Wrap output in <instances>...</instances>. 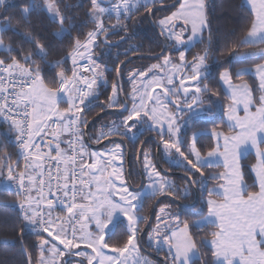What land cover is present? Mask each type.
<instances>
[{"label": "snow or ice", "instance_id": "snow-or-ice-1", "mask_svg": "<svg viewBox=\"0 0 264 264\" xmlns=\"http://www.w3.org/2000/svg\"><path fill=\"white\" fill-rule=\"evenodd\" d=\"M246 2L248 25L221 38L206 0H87L82 21L76 13L85 0H25L16 5L17 15H9L11 0H0V193L15 198L3 207L18 210L23 221L15 235L24 264H197L203 249L210 252L209 264H264V0ZM162 11L170 14L156 19ZM140 13L155 22L162 50L140 57L157 62L129 67L135 61L120 57L141 52L142 46L130 44V26ZM65 40L69 47L58 49ZM121 45L129 46L109 68L105 58ZM198 46L202 51L192 54ZM54 55L62 58L50 59ZM218 56H227L232 67ZM249 62L252 67L236 68ZM221 67L232 134L213 129L215 143L204 153V133L189 131L219 106L209 82ZM234 76H253L255 88L234 83ZM102 94L90 127L89 106ZM61 102L67 107L61 109ZM129 151L146 180L139 191L126 170ZM157 151L169 169L183 172V188L154 163ZM253 151L250 186L242 159ZM211 168L224 171L208 173ZM158 197L191 200V207L200 205L193 213L200 218L182 219L173 202L160 200L150 223L141 215L144 201ZM207 226L216 229L211 239L198 241ZM29 233L36 236L35 262L25 247ZM148 250L163 259H150Z\"/></svg>", "mask_w": 264, "mask_h": 264}, {"label": "trees", "instance_id": "trees-1", "mask_svg": "<svg viewBox=\"0 0 264 264\" xmlns=\"http://www.w3.org/2000/svg\"><path fill=\"white\" fill-rule=\"evenodd\" d=\"M176 0H169V3L172 4ZM25 2V0H11L12 7L9 8V15H17V7L16 5H19L20 3ZM39 2V0H37ZM69 2L75 4L77 3V0H69ZM173 10V9H171ZM87 11V0H85V8L83 11H80L76 13L77 16H79L80 20H86L85 12ZM170 13V12H168ZM166 12H159L157 13L156 19L161 18L162 16L168 14ZM251 8L246 3V0H211L209 5V20L211 22V27L214 31H217V35L223 38L226 33L230 32L232 29L242 26H247L250 19H251ZM140 21H143L141 23ZM39 22L38 17H33V23L37 24ZM80 21H78L79 23ZM45 24H47V21H45ZM91 25H89V28H85L84 31L90 30ZM43 31V27L40 29ZM51 31H55V29H51ZM77 33H73V35H76ZM130 34L135 35V39L130 42V44L135 45L137 47H141V52L135 55H129L127 58H125L123 55H121V60L127 61L129 58L133 56H148V55H156L162 50V42L161 39L152 26L151 20L144 19V13H140L139 16H137L130 26ZM9 36H11V32L8 33ZM45 35H47L48 39H53L50 32H45ZM15 39V38H14ZM7 42V41H6ZM129 45H121L118 49H114L110 53V57L105 58V63L108 65L109 68L113 66V63L115 62V57L117 52L123 53L125 48H127ZM27 47V45H25ZM69 44L68 41L65 40L64 43L61 45L59 42H57V48L63 49L68 48ZM151 50V51H150ZM171 50V49H170ZM247 50V49H246ZM202 51V46L194 47L191 49L192 54H195L197 52ZM62 56H53L50 59H60ZM221 63L224 65V67H232L231 65L227 64L228 57L227 56H218ZM133 61L135 63L129 64V67H143L150 63H155L157 61L153 59H140L136 58ZM253 62H249L248 64H237L236 68L240 67H252ZM65 68L70 69L71 63L65 65ZM224 68H218L213 69L212 75L216 77L215 79L211 80L209 83L213 87V89L216 91L217 95L214 97L216 101L219 102V106L213 105V112L210 116H205L203 120H199L195 123L194 127H192L189 131V135H191L192 131H199L204 133L200 138V144L202 147V152L206 153L208 148L212 146L215 143V140L211 137L210 133L213 129L220 132H225L228 134H232L229 132L228 128V121H227V115H226V108L229 104H231V101L228 99V94L226 92L225 87H221L219 81H218V74L219 72L223 71ZM113 73H108V78L111 80L113 78ZM255 78L253 76H245L243 80L236 79L235 76L233 77V82L236 84L241 83H248L255 88ZM125 87L127 88V83L125 84ZM255 95L258 96L259 92H255ZM105 95L102 94L100 97V100L104 101ZM99 100V101H100ZM94 104V103H93ZM92 104V105H93ZM91 106V105H90ZM89 106V111L92 109ZM97 111V113H99ZM96 113V114H97ZM95 114V115H96ZM111 119L110 117H107L105 120ZM104 120V121H105ZM0 127H4L1 125ZM131 144L129 145V149H131ZM11 151V149H10ZM131 153V161H132V169H131V182L134 186H140L141 184V176L138 169L137 161H133L132 159V151ZM257 163L256 157L254 153H250L245 158L242 159V164L244 166V175L246 182L251 186L253 182L254 174L251 172L252 165H255ZM177 171L182 172L179 169H176ZM223 168H211L208 169V173H215V172H222ZM182 176L174 178V180L178 183V185L183 188L184 187V181L181 179ZM216 184L210 183L208 185L209 188L215 187ZM253 191H258V188H253ZM156 200L152 199H146L144 201V211L141 213V215L148 216L150 219L151 213L153 211L154 205L156 204ZM184 204H192L191 200H184V199H176ZM15 198L11 195H7L4 193H0V264H24L25 257L22 254L21 244L18 242V239L16 237V232L19 231L20 228L24 226L23 221L19 217L18 210L11 208V207H3L5 204H12L14 203ZM167 201V200H166ZM169 201V200H168ZM174 202V201H173ZM180 215L182 219H198L200 217L193 216L194 212H200L201 207L198 205L196 208L188 209L183 208L179 206ZM206 215V211L204 212ZM146 227V226H145ZM216 229L207 226L197 236V240L199 241L201 237H207L209 240L211 239L210 233L215 231ZM36 242V236L29 233L28 239L25 241V247L27 250L31 253L33 262L38 257V252L33 250V244ZM204 257L203 260L198 261L197 264H209L211 258L210 252L208 249H203Z\"/></svg>", "mask_w": 264, "mask_h": 264}, {"label": "flooded vegetation", "instance_id": "flooded-vegetation-1", "mask_svg": "<svg viewBox=\"0 0 264 264\" xmlns=\"http://www.w3.org/2000/svg\"><path fill=\"white\" fill-rule=\"evenodd\" d=\"M111 39H112V41L113 42H117V41H119V36H112L111 37ZM114 49H118V48H113L112 50H114ZM100 51H106V49H105V47H104V45H101V49H100ZM171 51H173V52H175V50L174 49H171ZM98 55H99V52H98ZM133 57H136V56H133ZM132 58V57H131ZM131 58H129V59H131ZM128 59V60H129ZM127 60V61H128ZM126 62V61H125ZM101 102H103L102 100H100V101H98V102H96V103H94L93 105H91L90 107L92 108L91 110H90V112L88 113V115H87V118H88V120L90 121V124L92 123V121H94L96 118H97V111H99L100 110V103ZM205 107H207V104L205 105ZM96 114V115H95ZM203 118H205V116L204 117H202V118H200V120H203ZM110 120V119H109ZM109 120H105V121H103V123H108L109 122ZM94 124V123H93ZM91 127V126H90ZM97 127H99V125H97ZM125 144H128V142L127 141H125L124 142ZM129 145L130 144H128V147H129ZM91 147L93 148V149H102L103 147H104V145L103 144H100V145H97V144H92L91 145ZM130 152V151H129ZM131 154V153H130ZM160 155H161V153H160ZM153 156L155 157V159H154V163H156L157 164V167L159 168V166H158V163H157V156H158V151L157 152H154L153 153ZM127 158H128V154H127ZM127 158H126V169H127ZM161 165H162V167L164 168V170H168L167 171V174L169 175V177L178 185V183L174 180V178H177V177H180V176H182L183 177V172H180V171H177L175 168H172V169H169V164H167V163H165L162 159H161ZM131 169H132V161H131ZM160 169V168H159ZM132 183V182H131ZM179 186V185H178ZM139 188V187H138ZM159 198H161V197H158V199ZM168 201L169 199H165L164 201ZM178 201V200H177ZM157 202V201H156ZM175 202V201H174ZM180 202V201H179ZM176 203V202H175ZM182 203V202H181ZM178 204V203H177ZM182 204H184V203H182ZM179 205V204H178ZM184 205H188V204H184ZM189 205H192V204H189ZM179 206H181V207H183V208H186L185 206H182V205H179ZM198 206V205H197ZM196 206V207H197ZM195 207V208H196ZM189 209V208H188ZM154 222V221H153ZM146 228V227H145ZM145 239V238H144ZM148 251H150L152 254V257H156L155 256V254H154V251H152V250H148Z\"/></svg>", "mask_w": 264, "mask_h": 264}, {"label": "water", "instance_id": "water-1", "mask_svg": "<svg viewBox=\"0 0 264 264\" xmlns=\"http://www.w3.org/2000/svg\"><path fill=\"white\" fill-rule=\"evenodd\" d=\"M178 3H179V0H176L174 3H172V5H178ZM174 8H175V7H173L172 9H174ZM151 23H152V26L154 27V29L156 30V32L158 33V28H157L155 22L151 20ZM158 35H159V34H158ZM159 37H160V36H159ZM160 39H161V37H160ZM153 56H155V55H153ZM140 57H141V56L132 57V58L129 59V60L133 61L134 59H136V58H140ZM145 57H146V56H145ZM153 60H154V59H153ZM126 62H127V61H126ZM96 119H98V117H97ZM96 119H95V120H96ZM95 120L92 121V123L90 124V126H91L93 123H95ZM157 163H158V166H159L160 170H161V171H165L164 168H163L162 165H161V155H160V152H158ZM137 164H138V168H139L140 173H142V169H141L140 162L137 161ZM127 170H128V171H131V154H130V152H128V158H127ZM130 184H131V177H130ZM144 185H145V179H144V177H143V175H142V176H141V185H140V187L137 189V191H139ZM165 199H169V198L161 197V198H159V199L157 200L156 204L154 205L153 211H152V213H151L150 219H149V222H150V223H153V221H154L153 212L158 210L157 205H158L159 201H160V200H165ZM175 202L178 203L179 205L185 206L186 208L193 209V207H191V205H184V204H182L181 202H179V201H177V200H175ZM145 231H147V226H146V228H145ZM142 240H144L143 237H142ZM145 253H147L148 255L152 256V255H151L152 253H151L150 251H145Z\"/></svg>", "mask_w": 264, "mask_h": 264}, {"label": "rangeland", "instance_id": "rangeland-1", "mask_svg": "<svg viewBox=\"0 0 264 264\" xmlns=\"http://www.w3.org/2000/svg\"><path fill=\"white\" fill-rule=\"evenodd\" d=\"M210 2H211V0H206V3H207V5H208V18H209V5H210ZM172 11H175V8L172 10ZM168 14H170V13H168ZM109 23H115V21L113 20V21H110ZM67 107V104L66 103H64V102H61L60 103V108L61 109H64V108H66ZM1 126V125H0ZM5 130V128L4 127H0V132H2V131H4ZM251 153H254V151L253 152H251ZM250 154V153H249ZM248 154V155H249ZM255 154V153H254ZM245 158V157H244ZM139 169V168H138ZM141 169H142V167H141ZM127 170V169H126ZM140 172V171H139ZM143 175V172L142 173H140V176H142ZM145 183H146V180H145ZM141 185V184H140ZM131 187L134 189V190H136L137 191V189H138V187H140V186H134L132 183H131ZM165 202H173V201H165ZM173 204H174V211H176V212H178L179 214H180V210H179V205L177 204V203H175V202H173ZM158 211V210H157ZM154 223V222H153ZM146 256H149V258L150 259H152V260H154V261H159V260H162L163 259V254H161V255H157V253L154 251V254H155V256L156 257H152V256H150V255H148L147 253H144Z\"/></svg>", "mask_w": 264, "mask_h": 264}, {"label": "crops", "instance_id": "crops-1", "mask_svg": "<svg viewBox=\"0 0 264 264\" xmlns=\"http://www.w3.org/2000/svg\"><path fill=\"white\" fill-rule=\"evenodd\" d=\"M247 3V2H246ZM248 4V3H247ZM248 6L250 7V5L248 4ZM226 89V88H225ZM253 111H254V109H253ZM238 114L241 116V117H243V115H244V111H243V105L241 104L240 106H239V108H238ZM229 123V122H228ZM251 153V152H250ZM223 171H224V169H223ZM254 174V173H253Z\"/></svg>", "mask_w": 264, "mask_h": 264}]
</instances>
